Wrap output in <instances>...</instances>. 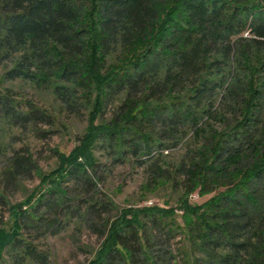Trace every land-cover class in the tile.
Returning a JSON list of instances; mask_svg holds the SVG:
<instances>
[{
	"label": "trees",
	"instance_id": "1",
	"mask_svg": "<svg viewBox=\"0 0 264 264\" xmlns=\"http://www.w3.org/2000/svg\"><path fill=\"white\" fill-rule=\"evenodd\" d=\"M64 117L85 133L46 172L18 137ZM123 164L177 205H118ZM3 210L0 264H49L70 225L101 240L88 264H264V0H0Z\"/></svg>",
	"mask_w": 264,
	"mask_h": 264
},
{
	"label": "rangeland",
	"instance_id": "2",
	"mask_svg": "<svg viewBox=\"0 0 264 264\" xmlns=\"http://www.w3.org/2000/svg\"><path fill=\"white\" fill-rule=\"evenodd\" d=\"M16 88L20 93L19 98L26 99L34 96L31 89H23L24 87L21 85H16ZM36 99L38 100L39 98L36 97ZM43 100L47 105L52 103V98L45 97ZM86 126L87 121L85 120L76 119L75 117H64L62 123L57 127L58 131L56 134H49L48 138L44 139L33 133H21V137H18L20 139L19 146L27 143L39 159L44 171L49 172L56 168L58 164L57 156L53 150L59 149L65 153H69L79 144L80 138L85 133ZM44 130L49 129L44 127ZM179 154L180 152L178 151L170 152L169 159L174 160ZM103 159L107 160L105 157ZM145 180L146 178L141 169H135L132 165L123 164L113 169L103 188L121 207L151 206L155 204L165 206L166 202H169L172 206L177 205L178 195L171 187L150 195L142 201L141 186ZM39 182L40 180L28 182L27 189H33ZM209 197L201 198L196 195L191 200L192 202L202 203L209 199ZM25 198L26 194L24 195L21 192L14 200L20 202ZM178 215V219L181 222L180 211ZM8 217V211H0L1 220H7ZM76 240L79 241L76 242ZM47 242L51 251L49 264H88L101 244V240L95 234L88 230L78 232L75 230L74 225L68 226L56 236H49Z\"/></svg>",
	"mask_w": 264,
	"mask_h": 264
}]
</instances>
